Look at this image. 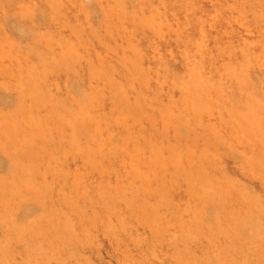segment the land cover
<instances>
[{
  "label": "rangeland",
  "instance_id": "1",
  "mask_svg": "<svg viewBox=\"0 0 264 264\" xmlns=\"http://www.w3.org/2000/svg\"><path fill=\"white\" fill-rule=\"evenodd\" d=\"M0 264H264V0H0Z\"/></svg>",
  "mask_w": 264,
  "mask_h": 264
},
{
  "label": "bare ground",
  "instance_id": "2",
  "mask_svg": "<svg viewBox=\"0 0 264 264\" xmlns=\"http://www.w3.org/2000/svg\"><path fill=\"white\" fill-rule=\"evenodd\" d=\"M28 150V149H27ZM30 151V150H29Z\"/></svg>",
  "mask_w": 264,
  "mask_h": 264
}]
</instances>
